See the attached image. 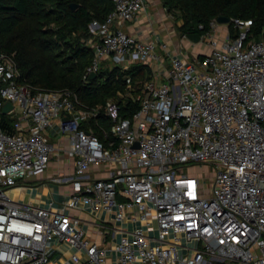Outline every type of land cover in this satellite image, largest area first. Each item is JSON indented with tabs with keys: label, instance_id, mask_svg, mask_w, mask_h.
I'll use <instances>...</instances> for the list:
<instances>
[{
	"label": "built area",
	"instance_id": "built-area-1",
	"mask_svg": "<svg viewBox=\"0 0 264 264\" xmlns=\"http://www.w3.org/2000/svg\"><path fill=\"white\" fill-rule=\"evenodd\" d=\"M112 1L108 16L89 25L86 82L104 63L128 70L169 57L165 73L155 72L161 82L154 73L128 77L121 100L88 108L71 90H35L20 81L15 54L0 46V264H49L59 245L75 249L62 264H105L106 249L86 239L73 211L115 206L117 218L133 209L140 220H155L158 236L135 229L117 244L113 264H264V38H250L252 20L235 19L234 36L214 20L204 36L208 51L171 54L159 38L123 29L146 10L145 0ZM128 99L140 107L122 117L120 101ZM102 113L108 130L98 125ZM55 124L74 163L60 180L71 184L70 197L57 208L14 200L12 188L48 169L54 147L47 131ZM210 160L207 195L184 170ZM104 167L107 176L93 175Z\"/></svg>",
	"mask_w": 264,
	"mask_h": 264
},
{
	"label": "trees",
	"instance_id": "trees-1",
	"mask_svg": "<svg viewBox=\"0 0 264 264\" xmlns=\"http://www.w3.org/2000/svg\"><path fill=\"white\" fill-rule=\"evenodd\" d=\"M162 2L167 12L179 13L182 24L178 30L183 35L204 37L211 30V23L225 15L231 19V35L236 33L235 19L252 20L250 38H264V0ZM113 7L112 0H0V46L15 54L20 81L35 90H71L88 108L108 99L119 100L118 93L127 90L128 77L134 82L150 78L152 69L145 64H135L128 70L116 66L101 69L87 82L83 79L93 57V50L86 45L89 25L93 20L103 21ZM120 104L122 117H132L140 107L130 99ZM3 118V126L10 131L12 121ZM98 125L108 130L112 122L102 113ZM100 127L96 129L102 138Z\"/></svg>",
	"mask_w": 264,
	"mask_h": 264
},
{
	"label": "crops",
	"instance_id": "crops-1",
	"mask_svg": "<svg viewBox=\"0 0 264 264\" xmlns=\"http://www.w3.org/2000/svg\"><path fill=\"white\" fill-rule=\"evenodd\" d=\"M146 10L139 13L133 21L127 22L123 29L140 39H156L167 43V50L171 54L182 52H192L189 54H200L208 51L205 49L196 50L198 45L189 40L178 30V25L174 22L173 14L167 12L162 0H145ZM198 43V42H197ZM186 50V51H184ZM187 52V53H188ZM169 57L165 56L159 64H153L151 75L160 70L165 73L168 67ZM155 68V71L153 69ZM158 82L162 81L160 75H156ZM58 124L49 128L47 134L54 147L53 157L46 172L40 176L32 177L22 182L19 186L11 189L10 195L14 200L24 203H32L42 207H60L61 203L67 200L72 193V186L62 183L61 177L70 175L74 172V163L65 153L69 145L68 137L62 136L57 132ZM106 167L101 169L92 168L93 175L99 177L107 176ZM119 202L125 201L122 195L117 196ZM118 207L112 211L103 209H92L86 207L74 210L73 214L81 219V226L85 231L86 239L91 243H97L106 249L105 264H113L116 257V246L123 237L132 238V232L137 228L144 229L151 237L158 236V224L155 220L149 222L140 220L137 211L128 209L124 218H117ZM58 251L52 256L49 264H62L64 256H71L75 249L67 245H59ZM81 260L86 262L88 257L81 252Z\"/></svg>",
	"mask_w": 264,
	"mask_h": 264
},
{
	"label": "rangeland",
	"instance_id": "rangeland-1",
	"mask_svg": "<svg viewBox=\"0 0 264 264\" xmlns=\"http://www.w3.org/2000/svg\"><path fill=\"white\" fill-rule=\"evenodd\" d=\"M172 14L175 15V16L173 15L172 18L174 19V22L177 25H178V23H182V20L178 19L179 13L173 12ZM228 28H229L228 24H219L218 25V31H220L221 34H224V31L227 30ZM258 39H261V38H258ZM196 45H198L197 48H195L196 50L205 49L206 46L208 47V41H207L206 37H202L201 41L196 43ZM184 51H186V50H184ZM186 52H188V51H186ZM192 52H188V53H192ZM111 65H114V64L111 63ZM108 66H110L109 63H107V64L104 63L102 68L106 69ZM184 173H188L191 175L194 174L197 177H199V179H201V182L203 184L205 192L208 195V193L210 192V189L212 188V181H213L214 175H215V167L212 164L211 160L206 162V163L194 164V165H192L191 168L186 167V169L184 170Z\"/></svg>",
	"mask_w": 264,
	"mask_h": 264
},
{
	"label": "water",
	"instance_id": "water-1",
	"mask_svg": "<svg viewBox=\"0 0 264 264\" xmlns=\"http://www.w3.org/2000/svg\"><path fill=\"white\" fill-rule=\"evenodd\" d=\"M73 8L77 7V4H72ZM218 24H229L231 19L225 15H220L217 19H216ZM183 36H185L186 38H188L189 40L197 43L200 42L202 37L198 34H184ZM97 76L96 73H93L91 75V78H95ZM12 105L10 103L6 104V106L3 109V112H7L9 109H11ZM136 146H138V144H136Z\"/></svg>",
	"mask_w": 264,
	"mask_h": 264
}]
</instances>
